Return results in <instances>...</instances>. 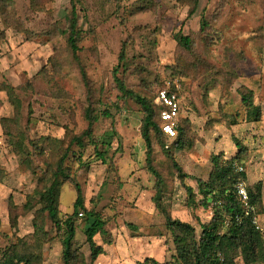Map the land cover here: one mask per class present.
I'll list each match as a JSON object with an SVG mask.
<instances>
[{"label":"rangeland","instance_id":"1","mask_svg":"<svg viewBox=\"0 0 264 264\" xmlns=\"http://www.w3.org/2000/svg\"><path fill=\"white\" fill-rule=\"evenodd\" d=\"M70 1L0 0V257L11 246L31 245L38 223L47 233L45 242L33 244L41 247L36 249L40 262L62 264L63 231L39 214L37 192L69 141L87 129V111L99 114L105 109L103 96L111 95V119L98 115L92 127L98 140L111 122L115 125L117 137L106 162L79 164L92 158L86 138L85 148L72 145L65 161L85 208L104 221L108 233L94 238L104 254L91 262L83 234L86 218L74 217L72 264H138L147 257L174 261L172 238L155 208V179L146 170L140 136L144 113L135 99L114 89L115 68L126 89L154 107H168L159 91L177 93L181 133L162 141L185 178L159 145L154 156L171 218L192 225L197 235L199 223L211 220V209L187 206L184 187L196 191L194 179L206 181L210 158L222 155L242 167L245 189L261 183L262 212L255 223L264 235V0H199L188 20L193 0H78V61L66 41ZM202 19L207 25L200 32ZM180 33L196 34L192 52L178 46ZM7 86L14 88L18 116L1 90ZM242 95L258 109L257 122L247 117ZM8 121L16 125L9 128ZM10 130L24 138L28 162L16 152ZM75 200L76 191L66 182L60 219L73 215ZM235 261L243 264L239 255Z\"/></svg>","mask_w":264,"mask_h":264},{"label":"trees","instance_id":"2","mask_svg":"<svg viewBox=\"0 0 264 264\" xmlns=\"http://www.w3.org/2000/svg\"><path fill=\"white\" fill-rule=\"evenodd\" d=\"M77 2L78 0L70 1L71 10L66 39L75 61H78L76 54L79 51L77 43L80 34L76 10ZM198 4L199 0H193L186 20L195 14ZM201 22L202 24L199 30L203 32L206 29L207 23L204 19ZM195 36V33H188L186 35L180 33L178 46L185 52H192ZM123 58V54L121 53L119 56L121 63L124 61ZM80 74L85 81V74L81 68ZM117 75L118 69L115 68L112 71V79L115 83L114 89L120 92L121 97L135 99L144 113L140 136L145 146L146 170L155 179V208L164 217L165 227L172 238L175 251L174 261L160 263L153 258L147 257L138 264H237L235 261L237 255L240 256L243 264H264V235L252 223L255 215H260L262 212L261 183L258 182L252 186H246L248 203L247 207H245L238 200L235 189L237 183L246 182L245 174L236 173L232 169V165L235 163L234 160L224 161L222 155H213L210 158L211 172L208 179L206 181L194 179L196 191L190 186L184 187L187 195V206L190 208L200 207L203 210L211 209L213 214L211 220L207 223H199L200 233L197 235L192 225L183 223L177 219H172L170 214L164 209L162 203L161 197L164 184L154 164L156 148L159 145L177 169L180 179H184L186 176L169 155L168 150L170 147L162 141V139L170 140L162 132L163 121L161 119V113L164 111L169 112V109L163 105H161V109L154 107L144 98L128 91ZM1 90L7 93L10 104L16 116H18L19 102L14 95V88L7 86L2 87ZM159 93L163 94L169 100H171L172 96L176 100L177 93L175 92V88L172 90H162ZM242 97V102L248 109L247 117L249 119L251 118V122H257L259 120L258 109L253 106L249 95H242ZM103 98L105 101L102 103L105 109L99 114L87 111L85 115L88 121L87 129L80 136L73 137L69 141L64 153L56 160L48 176L46 175L44 187L37 192L38 203L41 206L39 214H45L58 232L63 231L61 237L62 264L73 263L74 251L72 249V243L75 237L73 219L80 211L83 213V217L85 216L86 218L83 234L89 248L91 262H94L100 255L104 254L103 249L96 245L94 238L96 236H100L103 239L107 237L108 233L105 230V223L95 213L85 208L80 187L74 179L70 180L68 167L65 166V161L71 153L70 147L76 145L78 148L84 149V138H86L89 146L93 147L92 158L84 162L79 159V164L88 166L93 161H100L103 164L106 162L112 140L117 137L115 125L111 122L108 131L99 136L98 140L94 138L92 132L93 124L97 122L99 116L106 119H111L112 117L110 107L114 106L115 102L112 101L111 95L107 97L103 96ZM13 120L17 122L16 118ZM8 123L9 128H11L10 124L16 125L13 121H8ZM15 133L16 130H10L8 134L12 136V139L15 138L16 140V143L13 142L15 143L14 147L16 152L28 162L29 157L26 156L28 155V151L23 143L24 138L20 137V133L16 135ZM180 133L181 128L178 125L176 129L178 137ZM176 143L178 144V142ZM29 144L34 146V142H30ZM66 182H70L76 191V200L73 203V215L67 216L65 220H62L59 218L60 196L61 188ZM33 229L34 233L32 238L34 240L30 243L31 245L21 243L18 247L11 246L6 251H2L0 264H42L39 254L36 251V249L40 250L41 247L36 248L33 244L35 241L39 243L45 242L47 233L44 231L42 225L38 223L33 224Z\"/></svg>","mask_w":264,"mask_h":264},{"label":"built area","instance_id":"3","mask_svg":"<svg viewBox=\"0 0 264 264\" xmlns=\"http://www.w3.org/2000/svg\"><path fill=\"white\" fill-rule=\"evenodd\" d=\"M160 96H162L164 103L168 105V107L167 106L166 107L169 109V112L164 111L161 113V119L163 121L162 132L165 134V136L168 139H173L176 136V129H177L176 119H177V114H178V106L175 103L176 102L175 97L172 96L171 100H169L163 94H161ZM232 169L236 173H243L242 167L236 163L232 165ZM235 189H236L238 200L245 207H247L248 195H247L244 184L242 182L237 183L235 186ZM77 216L82 218L83 213L80 211ZM255 222H256V219L254 217L252 223L256 227ZM256 229H258V227H256Z\"/></svg>","mask_w":264,"mask_h":264}]
</instances>
